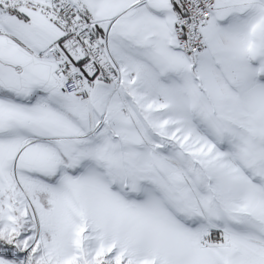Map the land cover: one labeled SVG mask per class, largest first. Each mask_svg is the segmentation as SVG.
I'll return each instance as SVG.
<instances>
[{
    "label": "crops",
    "instance_id": "0c3cea01",
    "mask_svg": "<svg viewBox=\"0 0 264 264\" xmlns=\"http://www.w3.org/2000/svg\"><path fill=\"white\" fill-rule=\"evenodd\" d=\"M72 1L83 17L101 23L96 27L100 36L108 28L106 43L122 85L112 92L111 85L95 81L87 98L64 94L53 76L54 62L36 58L61 32L38 13H0V198L9 194L4 188L22 150L38 141L83 139L104 117L100 132L111 114L125 109L126 96L140 90L153 109L170 107L179 113L177 122L185 119L199 131L205 128L211 137L201 136L211 157L244 187L203 196L213 219L206 229L227 243L212 244L203 228L197 233L200 245L190 248L197 252L188 254L184 264H264V187L259 185L264 186V0H214L215 11L203 30L207 49L192 57L176 49L175 0ZM69 100L80 104L83 128L69 118ZM219 142L228 148H219ZM95 225L110 236L102 223ZM152 244L164 248L155 240ZM130 245L133 251L140 248ZM151 258L142 260L162 264ZM0 264L15 263L0 257Z\"/></svg>",
    "mask_w": 264,
    "mask_h": 264
},
{
    "label": "rangeland",
    "instance_id": "374dc122",
    "mask_svg": "<svg viewBox=\"0 0 264 264\" xmlns=\"http://www.w3.org/2000/svg\"><path fill=\"white\" fill-rule=\"evenodd\" d=\"M144 94L126 96L125 109L90 137L38 141L21 151L4 188L9 194L0 198V242L15 264H148L142 257L184 264L197 252L190 248L200 245L198 231L208 235L213 221L203 196L243 184L211 157L205 128L177 122L170 107L153 109ZM68 105L83 128L80 104ZM154 240L164 248H153ZM130 241L140 248L133 251Z\"/></svg>",
    "mask_w": 264,
    "mask_h": 264
},
{
    "label": "built area",
    "instance_id": "2783aa9c",
    "mask_svg": "<svg viewBox=\"0 0 264 264\" xmlns=\"http://www.w3.org/2000/svg\"><path fill=\"white\" fill-rule=\"evenodd\" d=\"M178 16L172 24L177 51L187 57L204 53L203 30L215 11L214 0H175ZM38 13L47 18L61 32L36 54L39 60L50 59L55 64L53 76L60 81L62 92L87 98L93 82L111 85L112 92L122 85L120 70L111 56L106 37L108 28L100 36L96 27L100 22L86 19L72 0H0V13L4 16ZM124 110V109H122ZM96 120L85 137L94 135L102 123ZM208 240L219 246L226 245L224 238Z\"/></svg>",
    "mask_w": 264,
    "mask_h": 264
},
{
    "label": "trees",
    "instance_id": "16d2710c",
    "mask_svg": "<svg viewBox=\"0 0 264 264\" xmlns=\"http://www.w3.org/2000/svg\"><path fill=\"white\" fill-rule=\"evenodd\" d=\"M10 252L11 248L8 245L0 242V257L11 259Z\"/></svg>",
    "mask_w": 264,
    "mask_h": 264
},
{
    "label": "bare ground",
    "instance_id": "6f19581e",
    "mask_svg": "<svg viewBox=\"0 0 264 264\" xmlns=\"http://www.w3.org/2000/svg\"><path fill=\"white\" fill-rule=\"evenodd\" d=\"M37 235V234H36Z\"/></svg>",
    "mask_w": 264,
    "mask_h": 264
}]
</instances>
